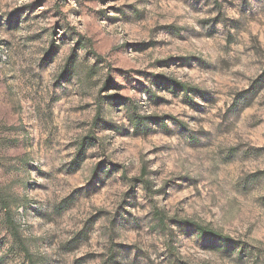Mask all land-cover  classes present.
I'll use <instances>...</instances> for the list:
<instances>
[{"label":"rangeland","instance_id":"1","mask_svg":"<svg viewBox=\"0 0 264 264\" xmlns=\"http://www.w3.org/2000/svg\"><path fill=\"white\" fill-rule=\"evenodd\" d=\"M0 264H264V0H0Z\"/></svg>","mask_w":264,"mask_h":264},{"label":"trees","instance_id":"2","mask_svg":"<svg viewBox=\"0 0 264 264\" xmlns=\"http://www.w3.org/2000/svg\"><path fill=\"white\" fill-rule=\"evenodd\" d=\"M54 45H55V43L52 42V46H54ZM158 78H159V77H158ZM168 83H170L171 87L175 88L176 91H177L178 89H183V91H187V88L185 87L184 84H180V83H178V82H176V81H172V82H168ZM104 89H107V86H106V88H104ZM97 117H98V118H97V121H98V120L100 119V117H101V114L98 115ZM79 154L81 155V153H79ZM164 221H165V218H161V219H160V222H164ZM183 223H185V224H189V225H191V226H194L195 229L198 231L199 235H200L202 238H204V237H206V236L221 237V235L218 234L216 231H214V230H212V229H209V228H207V227H203V226L198 225V224H196V223L187 222V221H185V222H183ZM221 238H222V237H221ZM227 239H228V238H226V240H227Z\"/></svg>","mask_w":264,"mask_h":264}]
</instances>
